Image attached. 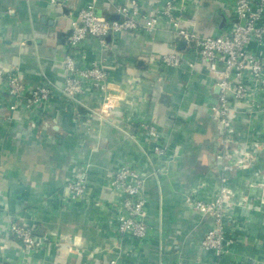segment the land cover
<instances>
[{"label": "crops", "instance_id": "obj_1", "mask_svg": "<svg viewBox=\"0 0 264 264\" xmlns=\"http://www.w3.org/2000/svg\"><path fill=\"white\" fill-rule=\"evenodd\" d=\"M138 1L150 13L166 0ZM174 1L184 7L183 24L197 34L218 35L230 28L226 0ZM85 2L0 0V70L17 68L29 88L43 78L60 86L70 21ZM121 4L129 0H97L96 12L115 19L113 5ZM105 40L100 46L87 37L75 56L82 66L100 62L109 74L118 100L106 120L88 113L86 108L97 109L102 102V94L89 86L79 96L85 108L60 95L29 110L23 101L13 111L0 108V264L213 263L214 256L200 248L211 220L186 197L210 199L219 184L214 156L220 133L210 112L218 92L214 79L198 65L167 69L157 61L173 51L194 61L163 22L151 37L123 32ZM150 125L169 149L167 155L152 153L154 142L144 130ZM233 126L236 147L248 162L229 175L233 194L225 223L228 236L237 240L218 261L264 264V215L255 202L259 192H237L242 180L264 170V117L240 114ZM124 166L137 168L146 179L150 232L142 241L116 231L119 194L108 186L105 173ZM83 170L86 195L70 200L67 182ZM244 196L249 203H243ZM12 219L59 246L25 254L8 231Z\"/></svg>", "mask_w": 264, "mask_h": 264}, {"label": "built area", "instance_id": "obj_2", "mask_svg": "<svg viewBox=\"0 0 264 264\" xmlns=\"http://www.w3.org/2000/svg\"><path fill=\"white\" fill-rule=\"evenodd\" d=\"M69 1L48 0L52 5H65ZM226 1L223 3L226 4L231 17L230 28L222 30L218 35H201L183 24L184 7L174 0H166L161 7L154 8L150 13L142 10L138 0H129L127 5H113L118 16L115 19H108L96 12L97 0H86L78 9L76 17L70 21V33L66 38L60 62L64 73L62 84L58 86L43 78L36 86L29 88L22 81L17 68H12L9 72L0 70V108L13 111L23 101L29 110L49 101L55 95L85 108L79 96L89 86L102 94V102L97 109H86L93 117L106 120L118 100V96L112 91L109 74L100 62L82 66L75 54L87 37L94 38L100 46L106 45L105 39L111 34L141 32L151 37L163 22L169 32L191 50L194 61L183 59L175 51L160 55L157 61L167 69L184 65L194 68L198 65L213 77L217 87L218 92L210 112L220 133L214 162L219 172L218 179L223 183L227 172L248 162V157L236 147L234 122L240 114L264 117V0ZM188 22L193 25L192 20ZM252 46L262 49L256 50ZM144 130L148 139L154 142L152 153L156 156L167 155L169 149L159 142L160 135L156 128L150 125L144 127ZM148 161L152 165L150 157ZM156 173L159 174L155 171L154 174ZM105 180L108 186L119 194L117 233L132 240H145L150 232V226L146 222L148 202L143 192L146 179L137 168L124 166L115 171H107ZM86 182L85 170L72 177L67 182L68 198H84ZM232 194L224 190L216 192L210 199L195 194L186 197V201L195 211L211 220V227L200 240V248L210 252L216 259L210 264H219L218 260L230 254L232 245L237 240L228 236L225 223L227 203L230 202ZM242 201L245 203L246 199L243 198ZM233 203L232 201L231 204ZM7 228L21 243L25 254L59 246L58 241L34 234L31 228L18 220H10ZM108 264L120 262L112 259Z\"/></svg>", "mask_w": 264, "mask_h": 264}, {"label": "rangeland", "instance_id": "obj_3", "mask_svg": "<svg viewBox=\"0 0 264 264\" xmlns=\"http://www.w3.org/2000/svg\"><path fill=\"white\" fill-rule=\"evenodd\" d=\"M246 167H247V164L243 166H236L231 171L227 172L225 182L221 183L219 181V184H218V187L221 184L224 189L222 187H219V188L217 187L216 192H219V191L224 192V190L227 192H232L231 188L227 186L229 175L232 174L236 170H242ZM247 178L242 180V188L240 191L238 190L237 192H259L258 195L255 196L256 197L255 202L258 203L256 208L262 211L264 215V170H256L255 173L251 177H247ZM244 198L246 199L245 203H249L248 202L249 199L246 196H244Z\"/></svg>", "mask_w": 264, "mask_h": 264}, {"label": "clouds", "instance_id": "obj_4", "mask_svg": "<svg viewBox=\"0 0 264 264\" xmlns=\"http://www.w3.org/2000/svg\"><path fill=\"white\" fill-rule=\"evenodd\" d=\"M113 101H109V103H112Z\"/></svg>", "mask_w": 264, "mask_h": 264}]
</instances>
